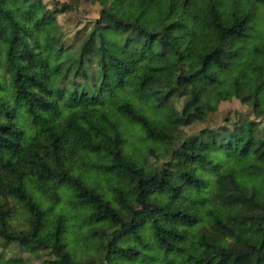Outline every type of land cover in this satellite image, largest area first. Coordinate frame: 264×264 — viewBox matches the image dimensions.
I'll list each match as a JSON object with an SVG mask.
<instances>
[{"label": "trees", "instance_id": "1", "mask_svg": "<svg viewBox=\"0 0 264 264\" xmlns=\"http://www.w3.org/2000/svg\"><path fill=\"white\" fill-rule=\"evenodd\" d=\"M86 1L0 0L2 247L264 264V0ZM228 80L239 106L210 126Z\"/></svg>", "mask_w": 264, "mask_h": 264}, {"label": "rangeland", "instance_id": "2", "mask_svg": "<svg viewBox=\"0 0 264 264\" xmlns=\"http://www.w3.org/2000/svg\"><path fill=\"white\" fill-rule=\"evenodd\" d=\"M60 2L67 1L73 6L72 12H67L70 14H74L78 16H90L88 14V9L90 6V3L86 0H59ZM75 16V15H74ZM74 16H71L68 19V24L71 26L75 20ZM75 24V23H74ZM73 24V25H74ZM233 91V85L232 80H228L226 84L221 87L217 84H207V88L205 91V97L209 98L212 97L217 101V110L216 112L212 113L209 116V125H215L219 123L224 115L235 109L238 105L237 101L235 99L231 98V94ZM133 93L135 95L139 96H145L147 93V88H141V89H133ZM205 124L202 122H196L194 124H191L186 131L188 133H192L193 131L203 127ZM175 139L180 138V132H176L174 134ZM19 220H22V218H19ZM214 249H217L219 247L223 246V242H213ZM77 251L84 254L88 251V247L85 245H80L77 247ZM188 252L192 255H195V253L199 252V249L196 246L189 245ZM212 252V249L207 250L206 254L209 256ZM0 253L6 262L3 264H16L15 259H26L28 262L32 264H45V260L49 259V256L46 254V251H40L38 254H31L25 250L18 249L15 245H9L6 248L2 247L1 241H0Z\"/></svg>", "mask_w": 264, "mask_h": 264}]
</instances>
